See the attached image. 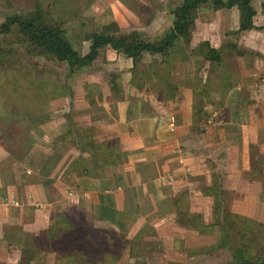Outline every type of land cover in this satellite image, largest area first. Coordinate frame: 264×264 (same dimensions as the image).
<instances>
[{
	"label": "crops",
	"instance_id": "obj_1",
	"mask_svg": "<svg viewBox=\"0 0 264 264\" xmlns=\"http://www.w3.org/2000/svg\"><path fill=\"white\" fill-rule=\"evenodd\" d=\"M73 1L79 28L95 20L106 36L136 31L152 40L182 0ZM254 2V28L245 30L235 6L200 4L187 42L175 39L169 60L142 54L140 88L129 83L131 59L102 46L70 95L47 101L46 121L23 124L21 135L12 130L19 120L5 124L0 264L22 256L26 264H98L109 249L121 264H195L225 244L223 214L264 225V0ZM202 42L218 51L217 64L203 58ZM228 64V72H212ZM90 143L114 147L120 160L93 166L94 154L107 150ZM73 161L88 164L69 170Z\"/></svg>",
	"mask_w": 264,
	"mask_h": 264
},
{
	"label": "trees",
	"instance_id": "obj_2",
	"mask_svg": "<svg viewBox=\"0 0 264 264\" xmlns=\"http://www.w3.org/2000/svg\"><path fill=\"white\" fill-rule=\"evenodd\" d=\"M206 1L207 0H182L180 4L171 11V26L152 40H143L136 31L120 32L115 36H106L101 32L100 28L96 29L93 27L92 31L85 35V40H89V45L87 47V51L83 54L79 53L72 47L71 43L65 36V31L60 28V23L48 22L47 19L44 18V15L42 11H40L39 7L26 12L25 15L14 14L12 16L5 17V19L0 22V36L10 34L11 31H15L19 35L16 38V42L23 44V54H20L19 57L24 55L47 57V59H51L58 64L64 65L66 77L71 76L78 70L86 69L95 58L97 50L100 47L107 45L111 49L119 51L121 54L131 59L132 67L129 83L137 88H140L142 86V81L136 84V79L138 80L136 67L139 59L142 57V54L144 52L151 55L156 54L162 57V62H164L169 55V50L175 39L180 37L184 43L187 42L188 28L192 25L195 10L200 4L205 3ZM210 4L213 9L235 6L239 12L238 30L254 28L251 22L254 10L250 6L249 0H210ZM113 29L117 30L115 25L113 26ZM259 29L264 31V24ZM197 49L202 52L203 58L209 62H215L217 64L220 60L218 51L210 48L206 42L200 43L197 46ZM11 54L15 55L11 47H0L1 59L6 56L8 57ZM236 54L239 55L240 52L238 51ZM19 57L13 64L12 74H16L11 76V85L7 84V87H3V91L0 92V97L2 98L0 106L5 110L8 117L14 114L20 122H26L25 124L28 125H37L48 119V113L45 111L47 101L65 94L70 95L71 91L69 86H65L64 84L57 86L56 82H53L54 80L51 81V79L48 78L46 80H36L34 83L28 82L23 85V93L13 95L16 91L17 76L19 75V78L20 75H25L24 71H26L24 68V71L19 73L18 66H27L29 69L28 63ZM112 81L114 80H110L108 83L111 88L114 89L115 84ZM31 84H34L32 86L34 87L33 90L31 88ZM59 87L63 89L65 88V90L69 91L61 93L60 89L59 93L54 94L55 90L59 89ZM84 87L85 91L88 92L89 88L95 87V85L86 84ZM8 89L9 92H12L11 95L6 94ZM31 94H34V96ZM16 95L18 100L15 102L14 99ZM30 96L33 97L32 102L34 101V104L31 103L30 106H39L34 110H29V103L31 101ZM6 97L9 99L10 103H12L10 107L5 104V101H3ZM40 102L41 104H39ZM196 105L198 108H196ZM200 112L201 109L199 108V104H195V108H193V115L198 116ZM7 116L6 118H8ZM91 144L92 143L86 145L88 147L91 146L94 149L96 148L95 150L97 152L107 150V152H104L106 154L103 153V155H101L102 153L94 154L92 157L93 166L100 168L103 164L120 160L121 154L117 152L114 147L109 145L104 147L102 145ZM81 149H84V147H81ZM100 155L104 157L103 160L98 159L99 157L97 156ZM75 164H79L81 167H84L88 164V162L73 161L69 165V170L72 169ZM222 218H232L234 221L238 220L241 225L240 228L243 229H247L248 223L253 224L256 229L264 226L263 224H257L243 217L229 213L223 214ZM231 225H233V222H231L229 227H231ZM240 233L242 234V232ZM240 237L243 238L242 235ZM222 264H264V258L248 254V247L241 245L233 248L231 261Z\"/></svg>",
	"mask_w": 264,
	"mask_h": 264
},
{
	"label": "rangeland",
	"instance_id": "obj_3",
	"mask_svg": "<svg viewBox=\"0 0 264 264\" xmlns=\"http://www.w3.org/2000/svg\"><path fill=\"white\" fill-rule=\"evenodd\" d=\"M56 1L57 0H0V22H2L5 19V17L12 16L14 14L25 15L26 12L32 11L39 7L40 11H42L44 15V18L47 19L48 22L60 23L59 24L60 28L65 31V36L71 43L72 47L81 54L85 53L87 51V43H88L87 40H85V35L87 34L85 30L87 28H90L91 25H92L91 28L95 27L96 29H99L100 25L97 23V21L92 20V21H87L86 27H84V29L79 28L77 25L78 21L75 17V12H74L75 2L73 0H65L62 2L60 1L58 4H56ZM208 1L210 4V0ZM254 1L255 0H253V2ZM254 3L256 4L255 6L258 8L259 6L258 1ZM165 6L168 7L167 4H165ZM132 7L133 9L138 10V6L132 5ZM167 11L168 12L166 14L170 12V9ZM142 12H144V14L150 13L149 11H146V12L142 11ZM81 25L82 26L84 25L83 22L81 23ZM141 35L142 37H144L142 38L140 36L142 39L144 40L147 39V36H144V33H141ZM17 36L19 35L15 31L13 32L11 31L10 34H5V35L0 36V47L2 48L11 47L12 51L15 53V55L11 54L8 57L6 56V57H3L2 59L0 58V92L3 91V87L4 88L7 87V84L11 85V82H10L11 76L13 74H16V73L12 74L13 64L14 62H16L20 54H23L22 52L23 44L16 42ZM103 51L104 49L100 51L101 53L99 54L100 56H104ZM158 57L160 58V56ZM19 58L28 63L29 69L27 68V66H18L19 73L23 72L24 68L26 71H24L25 75L22 74L20 75L19 78H18L19 75L17 76L16 91L13 93V95L23 93L22 92L24 88L23 85L27 84L28 82L34 83L36 80H41V79L46 80L48 78L51 79V81L54 80L53 82H56L57 86H61L64 84L65 86L66 85L69 86L71 90V88L75 86L79 82V80H82L85 77L83 73L87 74L86 73L87 69H84V70H78L77 72L73 73L71 76L66 77V71H65L64 65L58 64L52 61L51 59H47V57L37 56V55H24ZM167 58L169 60V55ZM226 58L225 60L228 61ZM140 60L141 58L138 61V66H139V63H141ZM229 63H231V61H229ZM227 67L228 68H226V70L225 68L214 67L215 70H213L212 72L215 71L218 74H222L224 72H228V70L231 69L229 68L230 67L229 64ZM199 70L200 69H198V71ZM159 71L162 74H165V72H167V66H165V64L161 65L159 68ZM217 73L214 74L215 77ZM33 85L34 84H31L32 90L34 89V87H32ZM85 85L86 83H84L83 86ZM193 87L196 92L195 102L196 101L198 102L201 100V89H202L201 87L202 86L198 82L197 77L194 78ZM60 89H61V93L63 92L66 93L69 91V90H65V88L63 89L59 87V89L55 90L54 94L59 93ZM94 89L95 87L89 88V90H94ZM6 94L11 95L12 92L11 91L9 92V89H8ZM31 95L34 96V94H31ZM32 96H30L31 101L29 103V110H34L37 107H39L38 105L30 106L31 103L34 104V101L32 102L33 100ZM1 99L2 98L0 97V103H2ZM17 100L18 99L16 95L14 101L16 102ZM3 101H5V104L9 107L12 104L10 103L7 97ZM39 104H41V102ZM6 116L7 114L5 113V110L2 109V107L0 106V139L3 140V142L4 140L7 141V139L10 138V137H5L4 136L5 133L2 131L4 128H6L5 124L9 120H16V122L18 121L17 118L14 116V114L10 117L7 116L8 118H6ZM25 123L23 122H21L20 124L17 123L21 125V127L18 130L16 129V127H12V130L14 132H17V135H21L20 132L22 133V130H23L22 128L25 125L26 126L28 125ZM14 134L12 136H14ZM69 134H70V130H69ZM74 167L79 168V169L82 168L79 164H75ZM231 222H233V225L229 227ZM221 223H222L221 225L222 230L225 233L227 232V236L224 235L226 237V241L224 242L225 244L222 246L218 245L217 247L212 245L207 252H204V255H209L208 259L204 257V262H201V263L196 262L195 264H222V263L230 262L231 253L233 252V248L241 246V245H245L246 247H248V254L252 256H258V257L264 258V226H262V228L256 229L253 224L248 223L247 229H243V228H240L241 225L239 224V221L238 220L234 221L232 220V218H227V219L222 218ZM240 232H242V234ZM241 235L243 238L240 237ZM99 245L100 246L98 247L103 246L101 242L99 243ZM114 250L117 251L116 249ZM112 254H114V252H112L109 249V255L106 254V257H104V260L103 258H101L100 260L98 257H96V259L94 258L93 259L97 261L98 264H105V262H107V264H121L120 259L118 258L119 256H116V253L114 254V256H111ZM117 259L119 260V262L117 261ZM85 260H88V258H86ZM26 261H27V257L22 256L20 258L19 263L26 264ZM81 261H83V259ZM254 262H255V259H254ZM124 264H133V263L126 262ZM134 264H137V263H134Z\"/></svg>",
	"mask_w": 264,
	"mask_h": 264
},
{
	"label": "built area",
	"instance_id": "obj_4",
	"mask_svg": "<svg viewBox=\"0 0 264 264\" xmlns=\"http://www.w3.org/2000/svg\"><path fill=\"white\" fill-rule=\"evenodd\" d=\"M168 180H171V178H168Z\"/></svg>",
	"mask_w": 264,
	"mask_h": 264
}]
</instances>
